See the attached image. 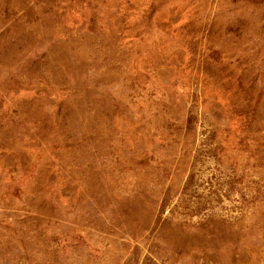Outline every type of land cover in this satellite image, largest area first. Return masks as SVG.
<instances>
[{
  "label": "rangeland",
  "instance_id": "1",
  "mask_svg": "<svg viewBox=\"0 0 264 264\" xmlns=\"http://www.w3.org/2000/svg\"><path fill=\"white\" fill-rule=\"evenodd\" d=\"M0 264H264V0H0Z\"/></svg>",
  "mask_w": 264,
  "mask_h": 264
}]
</instances>
